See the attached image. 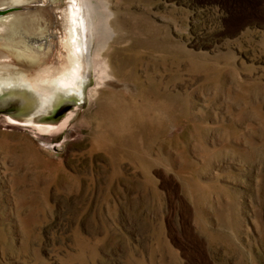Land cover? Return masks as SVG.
<instances>
[{
    "label": "rangeland",
    "instance_id": "1",
    "mask_svg": "<svg viewBox=\"0 0 264 264\" xmlns=\"http://www.w3.org/2000/svg\"><path fill=\"white\" fill-rule=\"evenodd\" d=\"M74 2L82 103L0 113V264H264V0Z\"/></svg>",
    "mask_w": 264,
    "mask_h": 264
},
{
    "label": "bare ground",
    "instance_id": "2",
    "mask_svg": "<svg viewBox=\"0 0 264 264\" xmlns=\"http://www.w3.org/2000/svg\"><path fill=\"white\" fill-rule=\"evenodd\" d=\"M50 1L38 3L40 6L35 5L36 8L33 6L31 10L15 9L0 15V71L5 72L0 82L9 86L20 85L45 99L50 98L49 90H53L55 84L64 90L78 91L81 75V54L74 35L76 3L61 4L68 0H56L54 5L46 7ZM10 4V0H0V9ZM80 12L82 17V3ZM89 41L84 40L86 57L89 55ZM10 118L32 122L27 117ZM32 123L54 127L59 120ZM187 212V207L183 206L185 222Z\"/></svg>",
    "mask_w": 264,
    "mask_h": 264
},
{
    "label": "water",
    "instance_id": "3",
    "mask_svg": "<svg viewBox=\"0 0 264 264\" xmlns=\"http://www.w3.org/2000/svg\"><path fill=\"white\" fill-rule=\"evenodd\" d=\"M10 1L11 4L8 7L0 9V15L15 9L31 10L35 5L40 6L34 0ZM4 75L5 72L0 71V79ZM49 92L50 98L45 99L42 95L35 94L25 87L9 86L2 81L0 82V113H7L16 118L27 117L31 121H52L60 119L68 108L82 103V90H64L55 84L54 89H50Z\"/></svg>",
    "mask_w": 264,
    "mask_h": 264
}]
</instances>
